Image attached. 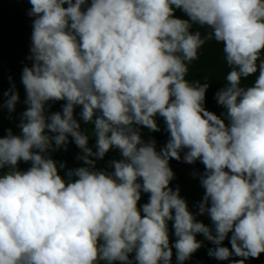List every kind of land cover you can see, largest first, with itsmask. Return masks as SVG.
Masks as SVG:
<instances>
[{
	"label": "clouds",
	"instance_id": "clouds-1",
	"mask_svg": "<svg viewBox=\"0 0 264 264\" xmlns=\"http://www.w3.org/2000/svg\"><path fill=\"white\" fill-rule=\"evenodd\" d=\"M28 2L26 108L19 134L0 136V264H172L174 254L185 264L198 235L217 261L264 254V0ZM209 41L229 69L219 115L205 107L208 78L187 79ZM9 80L0 110L12 114L20 94ZM158 117L159 150L142 135L161 131ZM69 143L82 166L53 158ZM112 150L121 158L97 167ZM171 160L204 166L192 173L204 189L195 213L171 186Z\"/></svg>",
	"mask_w": 264,
	"mask_h": 264
},
{
	"label": "trees",
	"instance_id": "trees-1",
	"mask_svg": "<svg viewBox=\"0 0 264 264\" xmlns=\"http://www.w3.org/2000/svg\"><path fill=\"white\" fill-rule=\"evenodd\" d=\"M31 5L28 0H0V95L6 92L11 82L9 77L12 78V82L16 77H21L22 68L25 64L30 66L31 61L26 58L30 54L31 33H32V19L27 15ZM177 15H182L177 12ZM193 30H199L202 33L208 31L207 29L194 26ZM229 71L226 62L223 58L222 45L217 44L215 41H209L200 51L199 59L194 61L190 65V71L187 79H203L207 77L211 83L207 91L206 97L215 95L216 91L225 83V76ZM255 80V76L249 77L247 80L242 81L243 86H250ZM4 97V96H3ZM64 102L58 101L52 104L51 109L56 111L61 110V106ZM207 104V102H205ZM208 105V104H207ZM209 106V105H208ZM80 109H76L77 119H79ZM224 109L218 105L217 108H213L212 112L220 114ZM159 126L164 124L162 118H157ZM82 129L91 130L90 125H85L81 122ZM146 129V128H144ZM142 129V130H144ZM7 131V124L4 120H0V136L5 135ZM71 139V138H70ZM74 144V143H73ZM95 138L90 139L89 146H94ZM76 147V145L74 144ZM75 152L80 150L76 147ZM113 153L120 157V154L116 150L110 151L106 157L98 161L103 162L107 156ZM53 158L58 160L56 153H53ZM30 165L21 162L19 167L21 170H26ZM225 246L231 247L228 240L224 242ZM175 253V250H173ZM239 259V257H234ZM172 264H177L175 254L173 255ZM185 264H229L228 261H217L214 258L208 256L207 253L194 254L189 261ZM246 264H264V254L258 259L249 258Z\"/></svg>",
	"mask_w": 264,
	"mask_h": 264
},
{
	"label": "crops",
	"instance_id": "crops-1",
	"mask_svg": "<svg viewBox=\"0 0 264 264\" xmlns=\"http://www.w3.org/2000/svg\"><path fill=\"white\" fill-rule=\"evenodd\" d=\"M160 132H149L148 129L142 130V135L145 140L153 138L157 141V149L159 150L168 140V133L164 131L165 124L160 126ZM183 155V154H182ZM115 159H120L121 157L115 156ZM170 166L175 173V179L172 181L171 186L173 188L179 186L181 190V196L185 198L188 202L190 210L195 213L198 209L195 207L196 203L202 198L204 189L200 186L198 177H193L192 173L194 171L202 172L204 166L197 161L194 165H189L181 161L171 160ZM148 201V194H142V199L139 202L141 205ZM198 220L202 221L206 225H210L211 221L207 215H202L197 217Z\"/></svg>",
	"mask_w": 264,
	"mask_h": 264
},
{
	"label": "rangeland",
	"instance_id": "rangeland-1",
	"mask_svg": "<svg viewBox=\"0 0 264 264\" xmlns=\"http://www.w3.org/2000/svg\"><path fill=\"white\" fill-rule=\"evenodd\" d=\"M20 78L21 77H16L15 81H14V83L16 84L17 90L20 94V102L17 104L16 111L12 114H9V112L6 108L0 110V120H4L7 124V129L12 128V130L15 134H19V131H20L16 126L19 122V115L26 108V105L23 103V101L25 99V91H24L23 85L20 82ZM6 99H7V97H3L0 95V103H2L3 100H6ZM206 102L209 106L205 103V107L209 111H213L214 107L215 108L218 107V104H217L216 100L214 99V95L211 97H206ZM50 111H56V110L50 109ZM5 135H6V133H5ZM93 138L94 137H92L90 139H93ZM75 148L76 147L74 146L73 143H69L67 151L60 150V151L56 152V154L58 156V160L66 162V165L68 168H75L78 166H82V162L76 159V156L79 152L76 153ZM115 156H117V155L110 153L103 162H101V163L98 162L97 167L105 168L107 166V162L111 159H115L116 158ZM203 194H204V192H203ZM203 194H202V197H203ZM169 229H170V239L172 242H174L175 237L172 234L171 222L169 223ZM197 239L204 241V243H203V246L195 254L207 253L208 248L213 247V245L210 242L204 240L202 235H198Z\"/></svg>",
	"mask_w": 264,
	"mask_h": 264
}]
</instances>
